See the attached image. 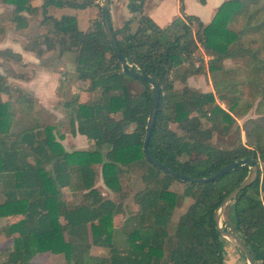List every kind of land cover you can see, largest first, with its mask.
I'll list each match as a JSON object with an SVG mask.
<instances>
[{"label": "trees", "instance_id": "obj_1", "mask_svg": "<svg viewBox=\"0 0 264 264\" xmlns=\"http://www.w3.org/2000/svg\"><path fill=\"white\" fill-rule=\"evenodd\" d=\"M0 1L17 28L29 25L25 13H41V29L25 48L37 49L39 55L44 48L71 52L74 71L61 81L57 92L60 99L69 93L63 102L68 131L93 141L92 148L66 150L54 135L57 127L41 124L34 115L32 96L8 83L11 72H0V217L7 221L0 226V237L12 238L10 253L0 264H29L35 253L46 250L63 253L73 264H226L224 237L217 230L214 211L248 174L251 164H238L207 182L182 181L163 172L143 152L154 88L146 79L122 70L101 20L84 30L74 14L56 17L48 12L50 5L86 8L99 5L98 0ZM127 5L139 12L138 25L132 30L128 18L114 28L109 11L116 42L131 70L146 73L161 89L149 152L176 172L192 176L211 175L243 157L264 162V115L244 122L246 142L239 135V143L231 148L210 143L214 132H227L243 115L240 99L248 84L263 96L258 111L264 113V0H223L207 23L186 13L184 0H179L181 14L164 25L145 12V0H129ZM199 48L212 55L207 66L213 90L202 91L188 83L191 75L208 70L203 59L200 66L194 65L192 54ZM259 52L263 56L254 59ZM229 58L246 63L248 74L226 68L224 61ZM255 64L261 69L255 70ZM127 75L139 78L144 89L131 93ZM80 81L85 84L80 86ZM82 92L87 93L84 101ZM192 152L201 156L178 158ZM144 165L141 176L146 184L134 195L137 208L134 225L129 227V222L117 220L123 213L121 173L123 166ZM159 173L162 180L157 185ZM100 175L115 192L113 198L105 197L96 184ZM173 180L184 184L183 192L170 189ZM182 196L192 201L177 214ZM71 198L78 201L69 205ZM228 210L232 214L222 220L224 227L233 222L231 229L244 238L256 264H264V172L261 175L260 168L223 215ZM93 246L99 251L93 253Z\"/></svg>", "mask_w": 264, "mask_h": 264}, {"label": "rangeland", "instance_id": "obj_2", "mask_svg": "<svg viewBox=\"0 0 264 264\" xmlns=\"http://www.w3.org/2000/svg\"><path fill=\"white\" fill-rule=\"evenodd\" d=\"M36 2V4H39L41 0H34ZM102 0H98L99 5H92L86 8H73V7H60V6H56V5H50L48 7V12L51 13L52 15L56 16V17H60L62 14L64 13H71L74 14L76 19H77V23L79 28L84 29V30H90L93 28L94 23L96 20H101V10H100V4H101ZM145 8H146V4H145ZM28 14V13H27ZM138 14L139 12H132L129 9V6L126 4L121 5L120 9H115V7H112V14H111V22H112V26L114 28H118L120 26H122L124 24V22L126 21V19L128 18H132L131 22H130V27L132 30H134L137 25H138ZM31 15H29L30 17ZM41 17V13H38L35 17L33 15V17H31V24L32 27L31 29H29V32H33L35 33V31L38 29L37 28V22H38V18ZM195 30V28H194ZM28 30L26 31V34L29 33ZM194 34V33H193ZM27 36V35H26ZM29 36V35H28ZM36 36V35H35ZM33 36V39L34 37ZM246 42L249 44V36H245L244 37ZM33 39L31 40V42H35L33 41ZM24 42H26V38L24 39ZM264 50V48H263ZM71 52H64L63 56L58 57V51L56 50H49L47 51V61H49V63H51V65H53L54 67L57 66L61 69H70L72 68L73 61L71 60ZM3 55V53L1 54ZM193 59H195V66H200L201 64V60L203 59L204 61V66L206 69H208L207 66V61L209 59L212 58V55H207L201 48H199L198 50H195V52L192 54ZM260 56H263V54L261 52H259L257 54V57H254V59H259ZM5 57V56H4ZM250 59H252L251 56H249ZM244 61H246L244 59ZM224 65L226 68H234L235 71H237L239 74H248V69H244V66H246V63L242 62L241 59H226L224 61ZM259 64H255V70H259L261 69V66H258ZM254 68V67H253ZM252 68V69H253ZM251 69V70H252ZM209 69L207 70V72L203 73V74H195V75H191L188 78V83L193 86L196 87L200 90H204V91H208V90H213V86H212V78L211 75L209 74ZM126 82H127V87L129 89V91L131 93H138L140 91H142L144 89V83L136 77H132L127 75L126 76ZM85 83L80 81L79 85L82 86ZM177 86H179V83H176ZM249 86L247 87V91L245 93L242 94L240 102H242L243 104V115L237 117L236 119V123H234L233 125H231L229 127V129L227 130V132L222 133L224 131L221 132H214L210 138V143L216 147L219 148H231L233 146H236L239 143V135H240V139L243 142H246L248 137L244 128V122L248 119H254L258 116L264 115V113H261L258 111V104L262 101L263 96L260 95H256L254 93V91L252 90L255 89V87L251 84H248ZM151 86V85H150ZM209 86V87H208ZM253 86V87H252ZM28 90V89H26ZM256 90V89H255ZM62 91V90H61ZM69 97V93L68 95L65 94V98L63 97L62 99H60L57 102V106L60 108L61 110V115L59 116V118H57L56 116L53 117V115H49L50 113H48V111L46 112V110H44L43 108H41V112L39 111V115L37 117V119L41 122V124L43 125H47V124H51L52 121H54L56 123V125H54L53 132L55 133L54 135L56 136V138L60 141H62L64 144L63 146L65 148H67L68 150L72 149L73 147H81L82 145V141L81 140H76L75 138H73L72 136H74V134H72L70 131H68L69 126L67 125V115H64V100H66ZM80 99L82 101L87 99V93L86 92H82ZM84 99V100H83ZM219 103H221L222 106H225V103L222 100L217 99ZM39 106H41L39 103H37ZM37 105V106H38ZM40 108V107H38ZM37 112V111H36ZM66 120V122H65ZM66 123V126L64 125V123ZM205 126L208 125L209 123L206 121H203ZM65 126V127H64ZM171 127L175 130H177L178 133H182V131L176 126L175 123H171ZM63 128L67 131L66 134H64ZM133 128V125H131L128 129ZM189 137H193V135L188 134ZM67 137L69 139H67ZM67 139V140H66ZM83 147V146H82ZM89 148L93 147L92 146H88ZM102 151L105 152L106 151V147L102 148ZM201 155L199 153L196 152H192L190 154H183L181 153L178 158L180 159H196L198 157H200ZM259 168L261 170V175L264 172V162H258ZM98 171H101V165L98 164L97 166ZM144 169L146 170V165H144V167H138L137 169H131V168H127V166H123V171L121 173V182H122V191L124 192V195L122 197V202H123V215L119 214L117 216V220H119V222L121 220H125L127 222H129L131 224V227L134 225V216H133V212H135L137 206L135 203V198L134 195L135 193H137L139 190H141L146 182L144 181V179L141 176V173L144 171ZM162 173H159L157 178H156V184L160 185L161 184V180H162ZM96 184L101 188L102 193L104 194V196L106 197H114L115 196V192H113L111 189H109L102 180L101 175L98 176L97 178V182ZM170 189L171 190H175L178 192H183L184 189V184H182L181 182H179L178 180H173L170 184ZM69 194L68 191H66V194ZM70 198V196H69ZM70 204L72 205L71 202L74 200V202L78 201V198L75 199H68ZM192 199L190 197H185L183 198V196L179 199V205L176 209V213L180 214L188 205L189 202H191ZM227 208V207H226ZM225 212V210H224ZM223 212V214H224ZM226 215H222V220L224 218H229V216L232 214V210H228L226 212ZM177 215L175 214V212L172 215V220L176 221L177 219ZM0 221L2 223L7 222L5 218H0ZM229 223V228H231L233 226V222H228ZM223 224V223H222ZM105 234H102V237H104ZM4 238H1V240ZM7 241H10V239H8ZM224 257H225V262L226 264H247L246 262V257L243 254L242 251H240L235 245H233L227 238L224 237ZM97 248L95 246H93L92 251L93 252H97ZM7 251L8 249L3 252L4 256H7ZM62 259L66 260V264H73L71 262H69L65 255L63 254V257H61Z\"/></svg>", "mask_w": 264, "mask_h": 264}, {"label": "crops", "instance_id": "obj_3", "mask_svg": "<svg viewBox=\"0 0 264 264\" xmlns=\"http://www.w3.org/2000/svg\"><path fill=\"white\" fill-rule=\"evenodd\" d=\"M222 1L223 0H205V2L202 3L199 0H184L185 12L188 14H196L202 22L207 23L211 20L217 6H219ZM128 2L129 0H111L109 7L110 16L112 14V7L120 9L121 5L125 6ZM34 4H36L35 1ZM145 4V12L160 25L170 22L176 15L181 14L179 10V0H145ZM25 15L29 16L30 14L25 13ZM35 16L36 15H34V17ZM31 17H33V15L28 17L29 25L26 28H17L14 22L8 18L6 4L0 1V72L4 74L11 72L8 73L9 75L7 76L8 83L13 87H20L25 93L32 96L34 100L33 113L35 116L38 117V110L43 108L46 112L48 111V113H50L49 115L52 114L53 117L56 116L59 118L62 113L57 106V102L61 97L57 92V88L62 80L65 79L66 81L67 78H69V75L74 71V65L70 69H61L57 66L54 67L47 61V51L53 49L44 48L39 55L36 53L37 49L25 48V45L31 42L33 36L37 35L38 31L41 29L37 22L38 29L35 33L32 31L29 32V29L32 27ZM27 30L29 32L28 34H26ZM25 38L26 42H24ZM2 53L3 55H1ZM63 54L64 53L58 54V57L63 56ZM51 124L56 125L54 121H52ZM66 133L67 131L64 129V134ZM72 137L76 140H81L82 145L81 147H73L70 150L88 149V146H92L93 144L91 139L79 132H76ZM67 139L69 138L67 137ZM60 142L64 144L62 141ZM65 149L68 150L67 148ZM3 224H5V222L2 223L0 221V226ZM128 226L131 227V224L129 223ZM1 238L4 239L1 240ZM8 239H10V241H7ZM11 243V237H5L3 235L0 237L1 261L8 257ZM95 247L98 249V252L99 248L97 246ZM7 249V256H4L3 252ZM116 251L123 252L124 248H117ZM61 257H63V253H53L48 250L40 251L31 257L29 264H66V260Z\"/></svg>", "mask_w": 264, "mask_h": 264}, {"label": "water", "instance_id": "obj_4", "mask_svg": "<svg viewBox=\"0 0 264 264\" xmlns=\"http://www.w3.org/2000/svg\"><path fill=\"white\" fill-rule=\"evenodd\" d=\"M109 7H110V0H102L100 4V9H101V23L103 26V29L106 33V36L110 42V45L112 46L113 52L116 55L117 60L121 63L122 70L126 73H130L132 75L141 77L146 79L151 87L154 88V96L153 100L151 103L150 111L147 117V123L145 126V135L143 139V152L145 155V158L157 166L159 169H161L165 173H169L172 177L178 178L182 181H196V182H207L214 180L215 178L221 176L224 174L226 171L229 169L235 167L238 164H245V163H250V170L248 174L244 177V179L237 185L235 186L232 190L228 192V194L221 200L219 205L216 207L214 211V219L216 222V227L219 232V234L225 238H227L233 245H235L240 251L243 252L247 259V264H256V260L251 252L250 247L247 245L246 241L244 238L236 231H234L231 228H225L224 225L222 224V215L228 204L233 200V198L236 197L238 192L251 184V182L256 178L258 174V169L259 165L258 162L252 158V157H243L236 159L234 161L228 162L224 166H222L220 169L212 173L211 175L208 176H192V175H186L182 174L179 172H176L175 170L171 169L167 165H165L163 162L159 161L156 159L150 152H149V147H148V141L149 137L152 131V127L154 124L155 116H156V111H157V106L159 102V96L161 93L160 85L159 83L150 78L146 73L144 72H137L131 70L127 60L123 56L113 33L112 26L110 24L109 20Z\"/></svg>", "mask_w": 264, "mask_h": 264}]
</instances>
